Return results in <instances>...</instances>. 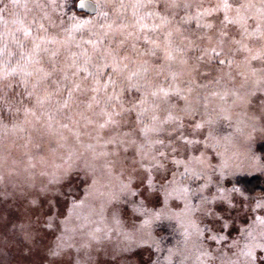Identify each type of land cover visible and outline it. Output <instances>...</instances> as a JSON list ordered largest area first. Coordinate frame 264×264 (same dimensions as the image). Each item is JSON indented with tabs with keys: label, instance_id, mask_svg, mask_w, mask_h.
<instances>
[{
	"label": "rangeland",
	"instance_id": "1",
	"mask_svg": "<svg viewBox=\"0 0 264 264\" xmlns=\"http://www.w3.org/2000/svg\"><path fill=\"white\" fill-rule=\"evenodd\" d=\"M36 0H19V7H14L12 0H3L0 8L6 4L8 7L0 16V25L4 26V32H15L16 36L23 39L22 32L16 31L24 25H31L34 18H38L40 10L34 7ZM40 3H48V0H39ZM76 2V0H75ZM185 2V0H182ZM192 4L191 12L195 14L196 6L208 7L217 0H186ZM258 2V0H257ZM27 3L28 8L23 7ZM76 8V7H75ZM51 12V9H48ZM183 16V10H179ZM84 13V12H81ZM78 15V14H77ZM90 15V14H89ZM57 27H49V33L64 38L62 31L69 20L58 12L52 13ZM88 17H81V19ZM215 24L213 29L197 28L196 21L192 20L182 29V33L176 34L174 40L177 46L188 48L192 41L197 47L187 50L185 55L189 64L199 63V68L194 73L196 79L205 83L214 80L222 72H227L226 65H220L217 57L206 55L204 60L197 62L196 57L201 55V50L215 46L220 27L219 16L208 18ZM64 24L61 25L60 21ZM35 27V25H31ZM230 33L234 32L233 26H229ZM95 31H101L98 27ZM203 36V39L199 37ZM212 40L209 41L208 37ZM187 37V39H185ZM95 40L96 37L85 28L76 35L75 42L70 46L51 44L47 47L50 51L57 52L54 58L50 52L41 53L43 67L49 69L53 63L64 68L70 62L71 53H79L80 48L76 43H81L84 48L91 50V46L83 41ZM119 37H117V40ZM108 41H105L107 43ZM30 46V42H29ZM141 47H144L141 42ZM130 53L131 49L126 48ZM179 55V54H178ZM243 54L236 55V59H242ZM153 64H163L162 54L158 57H145ZM258 63V62H254ZM235 67V66H234ZM173 71L179 70V63H173ZM207 73V76L204 74ZM61 73L57 72L50 80L45 82L47 90L52 92L56 85L52 81L59 79ZM167 77V79H166ZM156 83L167 85L171 83L168 69L156 77ZM187 79V77H182ZM227 78L225 77V81ZM91 83V81H88ZM214 85L210 84L209 88ZM14 90L12 95H22L20 89ZM43 91H40V90ZM20 90V91H19ZM31 90V89H29ZM44 92V85L37 92ZM38 92V93H39ZM26 94V92H25ZM61 94L65 95L66 92ZM76 96H91V93H76ZM103 93H101V98ZM127 98H132L129 93ZM175 99V98H174ZM104 104L94 105L91 110L87 108L85 116L90 117L96 123L85 127L86 121L80 116L73 117L72 121L54 122V128L46 129L45 117L40 123L43 132L47 133V139L36 151L34 143L26 139L18 153L8 155L7 170L11 179L16 182L17 190L12 192L0 191V264H158L157 245L161 237L168 234V228L176 239L175 244L169 249H176L173 256V264H198L197 256L200 251H208L212 258L203 257L207 264H264V227H255L253 231L249 225L253 224L256 216L264 215V209L256 208V198L264 196V192L247 199L235 195L233 206L217 201L207 205L213 210V215L205 214V209L196 211L191 218L184 214L183 201L175 197L169 198L165 203L162 191L149 192L144 180L147 173L140 167L139 156L135 146H128L127 151L123 145H107L104 140L109 139L116 131L124 132L135 128V114L124 113L118 119L122 120L119 130L108 128L101 132L102 139H97L98 123L103 122V116L99 115ZM264 108V92H256L250 98V103L245 108H235L231 113V121L219 120L214 126L215 139L208 141V147L198 146L210 159L212 165L217 167L222 163L227 164L225 178H219V170L213 175V183L203 195L211 199L215 196L216 188L225 189L233 187V179L238 175L262 176L264 183V159L258 157V143L264 141V121H251L252 115L259 116ZM109 106V111H111ZM34 120V118H33ZM78 121V123L74 122ZM145 122H148L147 118ZM61 124H68V128H62ZM28 127H31L29 125ZM81 133L77 139L75 132ZM188 131V130H186ZM205 134L207 129L204 130ZM161 138H165L162 135ZM203 139V136L201 137ZM167 142V141H166ZM91 144L93 148L87 146ZM179 144V141H177ZM23 148V149H22ZM160 149V146H157ZM161 158L166 165L165 169L153 171L156 188L166 184V178L170 179V173L176 172L177 176L183 171L172 163V157L186 158V153H171ZM23 151L25 153H21ZM108 152V155L102 153ZM17 153V154H16ZM199 155V151L195 153ZM16 157H23L16 159ZM71 157V159H69ZM71 165L69 174L59 183L49 184V181ZM34 165V167L32 166ZM5 169L0 168V179L5 177ZM70 177V178H69ZM69 178V179H67ZM131 179V191L125 187ZM184 183L197 189L203 181L186 177ZM47 186V189H45ZM136 192V195L132 194ZM141 201L147 209V217L139 210ZM192 203L199 205V195H194ZM160 212L157 218L153 214ZM217 215L228 222L227 228H222V221ZM151 218V223L144 225V220ZM119 220V223L116 221ZM198 224L205 232V237L211 234L224 235L227 239L217 243L209 238L200 242L195 237L184 241L185 228L193 231L191 222ZM252 235H248L249 232ZM132 236V239L128 237ZM61 245L60 255L52 256L51 251ZM246 245L253 248L252 256L243 255ZM164 255L163 264H167Z\"/></svg>",
	"mask_w": 264,
	"mask_h": 264
},
{
	"label": "snow or ice",
	"instance_id": "2",
	"mask_svg": "<svg viewBox=\"0 0 264 264\" xmlns=\"http://www.w3.org/2000/svg\"><path fill=\"white\" fill-rule=\"evenodd\" d=\"M3 0H0V4ZM14 7H19V0H12ZM5 4L0 8V13L7 9ZM23 7L28 8L25 3ZM34 7L40 10L38 18L31 21V25H24L16 31L22 32L23 39L16 36L15 32H8L10 42L20 49L19 57L13 63L12 58L17 54L9 49L7 43L0 46V103L7 105L10 112L19 114L23 112L25 123L28 117L40 120L38 110L45 108L54 95L66 92L67 95L61 104L62 108H68L75 98L76 93H91L87 101V108L91 110L94 105L104 106L99 115L103 116V122L98 123L97 139H102L101 132L112 128L119 130L122 120L118 119L124 113L135 114V128L128 131H116L109 139L104 140L107 145H123L127 151L128 146H135L139 156L140 167L147 173L144 180L149 192L162 191L165 203L169 198L175 197L183 201L184 214L191 218L196 211L205 209V214L213 215V210L207 208L209 204L217 201L233 206V197L239 195L247 199L245 192L233 185L229 189L221 186L216 188V195L209 199L203 195L213 183V175L219 170V178H225L227 164L222 163L214 167L204 151L198 146L208 147V141L215 139L214 126L219 120L231 121V113L235 108H245L250 103V98L256 92H264V0H217L208 7L197 5L195 14H192V4L182 0H76L73 7L87 10L88 18L81 19L75 13L68 17V24L63 27L65 34L63 40L57 35L49 33V27H57L52 13L58 12L67 15L65 4L58 0H48V3H40L36 0ZM51 9V12L48 11ZM183 10L184 15H180ZM219 16L220 27L215 46L201 50V55L195 59L197 62L204 60L206 55L217 57L220 65L227 66V72H222L214 80L205 83L199 82L194 73L198 71L199 63L189 64L185 55L187 50L197 47L190 41L188 48L176 45L174 36L182 33V29L192 20L196 21L197 28L213 29L215 24L210 17ZM2 19V16H0ZM63 25L64 21L61 20ZM229 26H233L234 32L230 33ZM101 31H95L96 28ZM87 28L96 37L95 40L83 41L90 45L91 50L84 48L81 43H76L80 48L79 53H71L70 62L64 68L53 63L49 69L43 67L41 53L50 52L54 58L57 52L50 51L47 47L51 44L70 46L75 42L76 35ZM0 33V38L3 37ZM117 37L119 39L117 40ZM203 39V36L199 37ZM187 39V37H185ZM209 41L212 37H208ZM105 41H108L105 43ZM30 42V46H29ZM143 42L144 47H141ZM126 48H130L129 53ZM242 53V59L237 60L236 55ZM162 54L163 64H153L145 57H158ZM179 54V55H178ZM179 63V70L173 71V63ZM258 62V63H254ZM235 66V67H234ZM168 69L171 83L167 85L156 83V77L160 76L164 69ZM57 72L61 77L52 81L56 85L52 92L47 90L45 82L50 80ZM207 76V73L204 74ZM187 77V79H181ZM227 78V82L225 81ZM167 79V77H166ZM91 81V83H88ZM214 85L209 88V85ZM44 85V92L40 94L37 89ZM16 86H20L34 106H19L23 99L14 100L12 93ZM31 89V90H29ZM101 93L103 97L101 98ZM132 98H127L128 94ZM175 98V99H174ZM59 102V101H58ZM111 106V111H109ZM48 123L46 129L54 128L55 116L47 112ZM86 121L85 127L96 123L84 113L79 114ZM148 122H145V120ZM70 121L73 117L69 116ZM249 119L253 122L264 121V108L259 116L252 115ZM78 123V121H74ZM16 127L15 124L12 125ZM62 128H68V124H61ZM207 129L205 134L204 130ZM188 130V131H186ZM80 132L77 129L75 135L79 139ZM162 135L166 136L161 138ZM203 136V139L201 138ZM167 141V142H166ZM179 141V144H177ZM160 146V149L157 146ZM88 148H93L89 144ZM170 149L171 153L185 152L186 158L172 157V163L183 171L177 176L171 172L170 179L166 178V184L159 189L154 183L153 171L165 169L166 165L161 158H166ZM199 151V155L195 153ZM108 152L102 155H108ZM6 159V158H5ZM71 159V157H69ZM34 167V165H32ZM71 170L69 164L59 177L49 181V184L59 183L60 179L67 176ZM186 177L201 180L203 183L195 190L184 183ZM125 187L131 191V179ZM47 189V186H45ZM136 195L135 191H132ZM194 195H199V205L192 203ZM256 208L264 209V196L256 198ZM147 217V209L141 201L140 209ZM155 217L160 212L153 214ZM222 221V228H227L228 222L217 215ZM119 223V220L116 221ZM191 222V221H190ZM151 223V218L144 220V225ZM264 227V215L256 216L252 230L255 227ZM190 231L185 228L184 241L195 237L196 242L209 238L219 243L227 239L220 234H211L205 237V232L198 224L191 222ZM248 235H252L250 231ZM132 239V236L128 237ZM264 248V245H258ZM61 245L51 251L52 256H59ZM157 245V251H159ZM176 249L168 250L167 264H173V256ZM245 256L253 255V248L246 245L242 253ZM203 257L212 258L208 251H200L197 256L198 264H207ZM183 264V262H181ZM232 264V262H229Z\"/></svg>",
	"mask_w": 264,
	"mask_h": 264
},
{
	"label": "trees",
	"instance_id": "3",
	"mask_svg": "<svg viewBox=\"0 0 264 264\" xmlns=\"http://www.w3.org/2000/svg\"><path fill=\"white\" fill-rule=\"evenodd\" d=\"M58 2L65 4V11L67 13V15H65L66 20L73 13H75L76 15L78 14L77 16H80L82 18L89 16V14L87 13L78 12L77 9L73 7L75 0H58ZM0 33L4 34L3 37L0 38V46H3V44L7 43L9 45V49L17 54L12 58L13 63H15V60L19 57L20 49L10 42V38L7 35L8 32H4V26L2 25H0ZM16 88L20 89L21 87L16 86ZM21 91L23 92L22 95H12L14 100L21 98L23 99V104L19 106H34V99L29 102V99L22 88ZM40 91L43 90L41 89ZM39 93L42 94V92ZM66 95L67 94L54 95L49 104L45 106V108L38 110L37 115L40 116V120L35 121L32 117H28V123H25L23 112H20L19 114L15 113L14 111L10 112L7 105L0 103V168L3 166V168L5 169V177L10 176V173L6 169L8 161L5 162V158H7V156H5V153H7L8 155H15V152H17L19 147L24 144L26 139L34 143L36 151H39L41 149L40 147L43 146V143L47 139V133L43 132V127H41L40 122L45 117H47V112L50 111L55 116V120L53 121V123L55 121L67 122L69 121V116H80V113H84V115H86L87 101L90 96L75 95V98L71 102L70 106L68 108H62L61 104ZM45 122L48 123V121L46 120ZM13 124L16 125L15 128H13ZM29 125H31V127H28ZM258 145L257 155L258 157L264 159V141L259 142ZM20 152L25 153L23 151ZM21 158L23 157H16V159ZM233 184L241 188L245 193H248L250 197H255L256 195L264 192V183L262 180V176H250L249 174L238 175L234 177ZM14 190H17V185L16 182L11 179V176L8 179H0V191L12 192ZM0 200H2V198ZM168 230V234L163 235L160 240V250L157 251L158 264H163V259L165 260V258H163L164 255L168 253L169 248L175 244L174 240L176 238L172 236V233L175 232L171 231L169 228Z\"/></svg>",
	"mask_w": 264,
	"mask_h": 264
},
{
	"label": "water",
	"instance_id": "4",
	"mask_svg": "<svg viewBox=\"0 0 264 264\" xmlns=\"http://www.w3.org/2000/svg\"><path fill=\"white\" fill-rule=\"evenodd\" d=\"M77 11L78 12H84V13H87V10H80L78 7H76ZM88 14V13H87Z\"/></svg>",
	"mask_w": 264,
	"mask_h": 264
}]
</instances>
